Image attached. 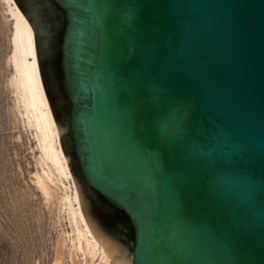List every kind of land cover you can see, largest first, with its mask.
I'll list each match as a JSON object with an SVG mask.
<instances>
[{"label":"water","instance_id":"95a60500","mask_svg":"<svg viewBox=\"0 0 264 264\" xmlns=\"http://www.w3.org/2000/svg\"><path fill=\"white\" fill-rule=\"evenodd\" d=\"M13 1L91 264H264V0Z\"/></svg>","mask_w":264,"mask_h":264},{"label":"rangeland","instance_id":"374dc122","mask_svg":"<svg viewBox=\"0 0 264 264\" xmlns=\"http://www.w3.org/2000/svg\"><path fill=\"white\" fill-rule=\"evenodd\" d=\"M9 25L0 0V264H52L61 230L64 235L69 231L58 204L62 186L56 180L48 182L44 194L35 181L38 164L32 129L17 111L7 78ZM66 241L61 258L72 264Z\"/></svg>","mask_w":264,"mask_h":264},{"label":"bare ground","instance_id":"6f19581e","mask_svg":"<svg viewBox=\"0 0 264 264\" xmlns=\"http://www.w3.org/2000/svg\"><path fill=\"white\" fill-rule=\"evenodd\" d=\"M1 1L10 20L8 59L11 71L7 78L14 95L16 108H18L17 111L22 116L24 124L32 129L34 147L37 149L36 164H38L36 166L38 171L34 173L35 181L44 194H47L50 182L56 180L60 183L58 185L62 186V192L60 196L58 195L60 202L58 204L65 212L69 225V231L63 234V242H67L68 239L69 258L73 253L74 258L76 257V264H84L83 252L86 251L88 242L91 246L88 264H91L98 254V243L85 223L76 186L60 147L58 131L44 95L35 53L34 32L13 0ZM48 182L49 185L46 186ZM61 253L60 259L64 264ZM95 264L109 263L97 260Z\"/></svg>","mask_w":264,"mask_h":264}]
</instances>
